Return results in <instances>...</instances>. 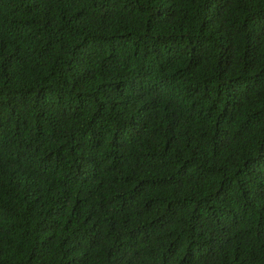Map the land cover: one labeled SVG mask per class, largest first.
I'll return each mask as SVG.
<instances>
[{
	"label": "trees",
	"instance_id": "1",
	"mask_svg": "<svg viewBox=\"0 0 264 264\" xmlns=\"http://www.w3.org/2000/svg\"><path fill=\"white\" fill-rule=\"evenodd\" d=\"M0 264H264V0H0Z\"/></svg>",
	"mask_w": 264,
	"mask_h": 264
}]
</instances>
